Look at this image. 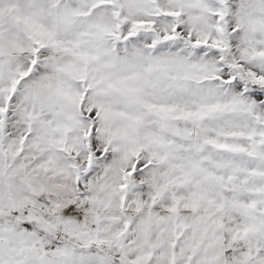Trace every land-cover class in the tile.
Returning <instances> with one entry per match:
<instances>
[{
	"label": "snow or ice",
	"instance_id": "snow-or-ice-1",
	"mask_svg": "<svg viewBox=\"0 0 264 264\" xmlns=\"http://www.w3.org/2000/svg\"><path fill=\"white\" fill-rule=\"evenodd\" d=\"M0 264H264V0H0Z\"/></svg>",
	"mask_w": 264,
	"mask_h": 264
}]
</instances>
